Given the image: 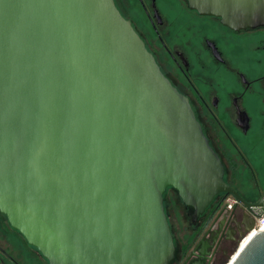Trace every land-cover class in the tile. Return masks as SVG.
Segmentation results:
<instances>
[{"label":"water","instance_id":"obj_1","mask_svg":"<svg viewBox=\"0 0 264 264\" xmlns=\"http://www.w3.org/2000/svg\"><path fill=\"white\" fill-rule=\"evenodd\" d=\"M185 1L234 30L264 26V0ZM169 188L193 226L222 193L264 211V192L251 204L224 180L188 98L114 0H0L10 227L49 264H172ZM236 249L222 264H264V229L229 262Z\"/></svg>","mask_w":264,"mask_h":264},{"label":"flooded vegetation","instance_id":"obj_2","mask_svg":"<svg viewBox=\"0 0 264 264\" xmlns=\"http://www.w3.org/2000/svg\"><path fill=\"white\" fill-rule=\"evenodd\" d=\"M114 1L127 19L124 13L138 6L140 19L134 17L139 21H130L163 74L188 98L224 165V180L246 202L256 203L264 192V26L234 30L218 17L190 9L185 0ZM168 194L179 199L169 188L166 202ZM229 196L233 195L217 196L198 224H189L197 239L185 254L178 248L184 257L172 264H218L237 245L241 226L248 223L246 216H232L217 226L214 215L221 207L233 213L242 208L252 215L256 209H246L238 201L228 208ZM183 210L188 219L184 206ZM0 264H49L1 213Z\"/></svg>","mask_w":264,"mask_h":264},{"label":"rangeland","instance_id":"obj_3","mask_svg":"<svg viewBox=\"0 0 264 264\" xmlns=\"http://www.w3.org/2000/svg\"><path fill=\"white\" fill-rule=\"evenodd\" d=\"M124 15L126 17H128V20H134L137 23L139 20H137L135 17L138 16L140 19V10H139L138 6L133 5V9L129 10L128 14L124 13ZM167 198L168 199L166 202V207H167V212L169 215L171 227L173 230V234H174V237L176 239V242L178 243L179 249L185 250L184 251V254H185V252L188 250V248L195 243V240L197 239L196 234H195L194 230L192 229V226L189 225V223H188V219H187L186 214L183 210V206H182V203L180 202V200L178 198H176V200H175V198L173 197L172 194H168ZM240 214H244L247 218V222H249V223L251 222L253 226H255L257 224L258 220L256 218H254L252 216V214L247 213L242 208L235 209V211L233 213L232 209L229 210V209L221 207L216 212V214L214 215L213 221L214 220H215L214 222L217 221V223H216L217 226L219 224L223 225L226 221L229 220L230 217H232V216L239 217ZM246 229H247V223L243 224V226H241V232H242L241 235H243V234L245 235V233L247 231ZM252 230H253V228H252ZM252 230H250L247 235L251 234L253 232ZM241 235L239 234V237ZM244 238H242L239 242H237V249H238L241 241ZM234 246H235V244H233L226 251L225 256L222 257V259L220 260V262L218 264H222V262L227 257V255L230 253V251L234 248ZM235 251H234V253H235ZM234 253L231 255V257L234 255ZM178 256H179L180 260L182 259V256L184 257V255H181V254H178ZM229 261H230V259H229Z\"/></svg>","mask_w":264,"mask_h":264},{"label":"bare ground","instance_id":"obj_4","mask_svg":"<svg viewBox=\"0 0 264 264\" xmlns=\"http://www.w3.org/2000/svg\"><path fill=\"white\" fill-rule=\"evenodd\" d=\"M255 228V229H254ZM253 228V232L249 235H247L240 243L238 249H236L234 255L232 257H230V260H232L235 255L237 254V252H239L241 250V248L256 234V232L258 230H263L264 229V214L262 215V217L260 219H258L257 224L255 225V227ZM230 262V261H229Z\"/></svg>","mask_w":264,"mask_h":264},{"label":"built area","instance_id":"obj_5","mask_svg":"<svg viewBox=\"0 0 264 264\" xmlns=\"http://www.w3.org/2000/svg\"><path fill=\"white\" fill-rule=\"evenodd\" d=\"M236 202H237V200L235 199V197H233V196H229V197L225 200V205H226L228 208H231ZM254 212H255V214H259L260 212H262V215L264 214V211H261L260 209H259V210L256 209ZM261 217H262V216H261ZM261 217L256 216L255 218L258 220V219H260Z\"/></svg>","mask_w":264,"mask_h":264},{"label":"trees","instance_id":"obj_6","mask_svg":"<svg viewBox=\"0 0 264 264\" xmlns=\"http://www.w3.org/2000/svg\"><path fill=\"white\" fill-rule=\"evenodd\" d=\"M218 208V205H216L214 208H213V210L211 211V213L213 214L215 211H216V209ZM167 213V215H168V212H166ZM168 219H169V215H168ZM169 223H170V220H169ZM170 225H171V223H170ZM171 229H172V227H171ZM200 231V230H199ZM172 232H173V230H172ZM198 233V232H197ZM174 235V234H173ZM174 241H175V244H176V246H177V249H176V260H178V258H179V256H178V243L176 242V239H175V237H174ZM183 251V253H184V251L185 250H182Z\"/></svg>","mask_w":264,"mask_h":264}]
</instances>
